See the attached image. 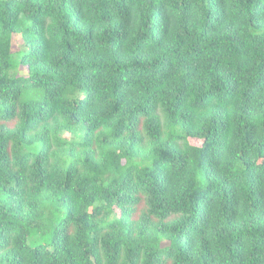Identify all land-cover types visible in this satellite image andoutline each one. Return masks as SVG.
Wrapping results in <instances>:
<instances>
[{"label": "trees", "instance_id": "trees-1", "mask_svg": "<svg viewBox=\"0 0 264 264\" xmlns=\"http://www.w3.org/2000/svg\"><path fill=\"white\" fill-rule=\"evenodd\" d=\"M0 264H264V0H0Z\"/></svg>", "mask_w": 264, "mask_h": 264}, {"label": "rangeland", "instance_id": "rangeland-1", "mask_svg": "<svg viewBox=\"0 0 264 264\" xmlns=\"http://www.w3.org/2000/svg\"><path fill=\"white\" fill-rule=\"evenodd\" d=\"M14 43L16 45H19L20 44V40H19V37L15 36L14 37ZM193 145H199V141H196V140H191V142Z\"/></svg>", "mask_w": 264, "mask_h": 264}]
</instances>
